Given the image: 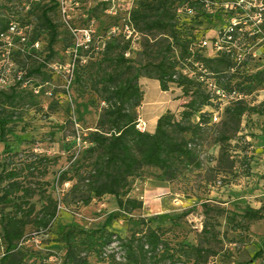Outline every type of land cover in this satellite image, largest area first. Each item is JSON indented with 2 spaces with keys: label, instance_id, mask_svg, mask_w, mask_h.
Here are the masks:
<instances>
[{
  "label": "rangeland",
  "instance_id": "374dc122",
  "mask_svg": "<svg viewBox=\"0 0 264 264\" xmlns=\"http://www.w3.org/2000/svg\"><path fill=\"white\" fill-rule=\"evenodd\" d=\"M53 1L59 4L49 13L59 34L55 54L47 63L44 76H31L16 86L18 97L7 102L4 114L9 122V138L15 141L10 144V150L19 151L21 155L0 158V172L6 159L8 170H22L33 160L45 159L47 162L40 165V169L25 171L21 182L35 190L36 195L30 203L36 212L45 206V198L49 196L63 206H59L61 209H58L57 218L48 231L39 232L33 226L26 228L19 249L28 257L33 256L25 264H62L66 250L54 240L64 226L94 230L104 227L107 218L113 215L118 218L107 225V229L120 238H129L150 227L158 230L164 242L176 251L198 246L211 251L207 255L209 264H260L261 259L253 262V258L264 250V220L246 225L241 216L247 208H264V115L252 112L244 115L240 131L227 144L228 157L218 168L221 150L216 142V129L223 121L224 106L212 103L203 109L210 114V122L199 140V168L195 163L186 165L179 160L174 173L168 176L156 168L143 169L126 197L141 201L143 208L130 215L119 211L114 196L93 199L85 205L88 194L84 180L88 178L93 163L87 153L90 145L85 143V138L95 130L106 105L88 75L82 77V83L77 82L79 73L87 67L91 77L97 79L95 76L107 70V64L100 65L99 60L104 57V47L108 43L117 45L116 52L128 46L125 58L132 61L135 68H142L146 62L144 51L162 50L171 38L157 35L156 31L147 35L130 24L136 34L130 40L126 39L124 28L130 15L151 0H119L115 9L104 0ZM212 1L213 6L196 8L194 15L182 10L181 4H176L178 36L183 42H192L194 54L183 60L180 47L174 44L170 58L180 73L192 78L193 91L200 83L205 87L214 83L227 90L240 85L244 104L249 107L263 104L264 84L255 87L249 78L257 72H264V0H257L256 6L248 0L242 6L237 5L241 0ZM61 4H64L65 12ZM52 5L51 0H0V28L15 22L19 24L21 35L28 40L25 45L20 41L15 43L9 56L6 52L0 53V67L4 64L11 70L12 77L24 75L33 66L47 60L49 36L40 24L42 10ZM233 22L240 29L239 37L252 56L246 58L247 65L242 74L231 82L225 77L219 81L204 62L215 53L210 49L201 50L199 44L215 42ZM34 42L39 46L32 55L34 58L19 51L22 45L25 51L32 52L30 48ZM158 44L162 46L157 47ZM68 45L72 47L66 49ZM73 58L77 60V67L69 73L68 66ZM69 76L71 82L68 85ZM145 79L148 78L138 80L143 100L137 113L147 123V131L154 133V123L149 122L146 114L155 108L147 104L156 97L151 95L144 100L145 88L141 82L155 83ZM170 88L167 98L171 104L177 103L170 106L174 107L172 111L163 115L171 112L180 120L184 106L192 100V92L186 95L176 84ZM4 90L8 92L10 89ZM215 113H219L218 122L213 121ZM198 120L199 115H196L193 121ZM4 148V144H0V154ZM63 173L71 181L62 185ZM74 184L78 185L76 191L72 190ZM1 210L5 213L12 211L3 207ZM208 232H211L210 236ZM5 249L0 223V258ZM116 252L117 261L123 262L122 254ZM89 264L101 263L90 257Z\"/></svg>",
  "mask_w": 264,
  "mask_h": 264
},
{
  "label": "trees",
  "instance_id": "16d2710c",
  "mask_svg": "<svg viewBox=\"0 0 264 264\" xmlns=\"http://www.w3.org/2000/svg\"><path fill=\"white\" fill-rule=\"evenodd\" d=\"M51 1L53 5L42 10L40 24V27L49 36L47 60L33 66L26 74H20V80L17 79L18 76L12 77L11 70L5 68L4 64L0 67V79L3 73L9 71L8 79L11 81L7 86L10 89L8 92L4 90L7 87L0 90V111L3 113L0 115V144L5 146L4 151L0 154L1 159L21 155L19 151L11 152L10 150V144L15 141L9 138L10 130L7 128L9 122L4 117L7 102L15 101L18 97L16 86L23 84L24 80L31 76H44L43 71L47 68L49 59L55 54V45L58 42L59 34L49 13L53 12L59 4ZM209 1L213 3L212 0ZM177 3L181 4L179 6L182 7V10L190 15H194L196 8L213 6L206 7L198 0H151L146 2L132 12L128 24L136 26L138 30L147 33V35L156 31L157 35L171 38V42L166 43L165 47L157 52L144 51L143 57L146 62L142 68H135L134 63L125 58L128 46L124 47L122 51L116 52L117 45L108 43L104 47V57L99 60L100 65L107 64V70L101 72L102 74L99 76H95L97 79H94L86 69L87 67H83L77 77V82L82 83V77L88 75L106 105L100 114L95 130L85 138V143L90 145L87 153L93 160L89 176L84 180L88 194V198L84 201L85 205H88L93 199L100 200L105 196H114L120 212L133 214L143 208V203L137 199L126 197L143 169L156 168L168 176L174 173L176 161L179 160L186 165L195 163L197 168L201 166L197 160L200 153L199 140L202 138L206 125L210 122L208 119L210 114L203 112V109L212 106L213 102L208 87L200 83L197 84L196 91H193L192 78L180 73L176 69L177 64L170 58L174 44H178L180 47L183 60L194 54L192 42H183L178 36L179 30L176 29L175 13ZM11 25L17 26V33L11 35L12 45L7 46L6 43L0 42V53L6 52L8 56L9 50L14 48L15 43L20 41V44L25 45L28 42L26 36L21 35L19 24L15 22L2 25L0 35H8ZM37 43L32 44V48H30L33 49L32 52L25 51L22 45L19 46V51L25 56L33 57ZM156 46L161 47L162 45ZM70 47L72 46L68 45L66 49H70ZM199 48L209 50L208 48ZM3 61L6 63L5 60ZM204 62L219 81L225 77L229 82L242 74L247 65L246 62L237 64L232 56L223 52L208 56ZM70 63H74L76 69V58H73ZM141 77L158 81L164 92L169 91L173 84L182 87L186 95L189 94V91L192 92V100L184 106L185 110L180 114V120L175 114L168 112L159 118L154 133L148 131L143 133L136 128L139 119L137 109L140 108L143 100V91L138 84ZM249 81L255 83V87L262 86L264 72H257L249 78ZM188 85L191 87L189 88ZM223 89L227 92L236 91L242 94L240 85L237 88L231 87L229 90ZM263 107L264 103L249 107L244 104V100L233 102L224 107L222 110L223 121L216 129L218 133L216 142L221 150L217 162L218 168L228 157L227 144L240 131L244 115L248 112L264 115ZM196 115H199L198 122L193 121ZM186 135L189 136V139L186 138ZM7 159L4 160L0 172V223L6 245L5 252L0 258V264H25L27 259L33 256L28 257L19 249L25 238L26 228L33 226L39 232L48 231L57 218L58 209L63 206L58 205L57 201L49 196L45 198V206L36 212L35 206L30 203L36 192L21 182L25 171L32 172L40 169V165L47 162L45 159L33 160L22 170H8L5 164ZM60 181L63 185L71 180L66 173H63ZM72 190H78V185L74 184ZM2 207L10 208L12 211L5 213L1 210ZM241 217L247 223L246 225L263 221L264 208H247ZM117 218L118 215L109 216L104 227L94 230L82 229L74 225L64 226L54 240L56 244L63 246L66 250L62 264H89L90 257H95L101 264H209L207 255L211 251L202 246L176 251L170 244L164 242L163 236L158 230L150 227L141 233L132 234L129 238H120L107 229V225ZM204 231L207 232L206 229ZM207 235L210 236L211 232H208ZM117 250L122 254L123 262L117 261ZM181 251L182 253H179ZM259 259L262 260L260 264H264V250L255 254L253 262Z\"/></svg>",
  "mask_w": 264,
  "mask_h": 264
},
{
  "label": "built area",
  "instance_id": "2783aa9c",
  "mask_svg": "<svg viewBox=\"0 0 264 264\" xmlns=\"http://www.w3.org/2000/svg\"><path fill=\"white\" fill-rule=\"evenodd\" d=\"M104 1L108 2L111 5L112 9H115L116 4H118L119 2V0H104ZM198 1L203 3L206 7L209 5H214L209 0H198ZM244 1L245 0H241L237 5L242 6V3H245ZM248 2L251 5L252 2L254 3L255 6L257 5V0H248ZM61 7L65 12L64 4H61ZM238 31H240V29L238 30L236 22H233L232 26L224 34H221V36H219L215 42L209 43L208 41H203L200 42L199 47L208 48L215 54L219 52L226 53L227 55L232 56V58L237 64L245 63L246 58L252 56V53L250 52L249 49L245 47V44L242 42L241 38L239 37ZM16 33H17V26L11 25L8 35H0V42L6 43L7 46H11L12 45L11 35H14ZM135 34L136 32L132 28V26H130V24H126L124 28V35L126 39L130 40L131 38L135 37ZM35 47L38 48L39 47L38 44H36ZM68 69H69V73H72L74 71V63H70ZM8 76H9V71H6L5 73L2 74V77L0 79V86H2L3 88L9 86V84L11 83V81H9L8 79ZM20 76L21 75L17 77L18 80H20ZM67 81L69 85L71 82L70 76ZM208 87L211 93L212 102L213 103L216 102L220 106L225 107L233 102H239L244 100L243 94L237 93L236 91L227 92L225 89L219 87L214 83L209 84ZM218 114L219 113H215L213 117L214 122H218L219 120ZM136 128L140 132L144 133L147 131V123L141 117H139Z\"/></svg>",
  "mask_w": 264,
  "mask_h": 264
},
{
  "label": "crops",
  "instance_id": "0c3cea01",
  "mask_svg": "<svg viewBox=\"0 0 264 264\" xmlns=\"http://www.w3.org/2000/svg\"><path fill=\"white\" fill-rule=\"evenodd\" d=\"M145 80H151V79H145ZM152 81H154L155 84H149L148 82H141V84L145 88V91H144L145 99L144 100H146V98L151 95H154V97H156V99L152 103L147 104V105H152L150 107H155V108L150 110L146 114V117L149 116V122L154 123V130H155L159 118L162 117L166 111H169V110L172 111L174 107H170V106L171 105L174 106L177 103V101H174L171 104V100L167 98L172 88H170L169 91L164 92L162 91L161 86L158 81H155V80H152ZM141 109H144L143 106L141 107Z\"/></svg>",
  "mask_w": 264,
  "mask_h": 264
}]
</instances>
